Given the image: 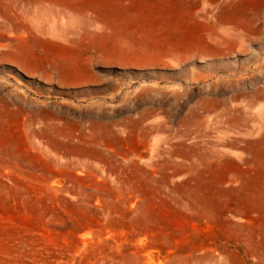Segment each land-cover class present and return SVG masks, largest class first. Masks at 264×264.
<instances>
[{
  "label": "rangeland",
  "instance_id": "rangeland-1",
  "mask_svg": "<svg viewBox=\"0 0 264 264\" xmlns=\"http://www.w3.org/2000/svg\"><path fill=\"white\" fill-rule=\"evenodd\" d=\"M0 1V264H264V0Z\"/></svg>",
  "mask_w": 264,
  "mask_h": 264
},
{
  "label": "bare ground",
  "instance_id": "bare-ground-1",
  "mask_svg": "<svg viewBox=\"0 0 264 264\" xmlns=\"http://www.w3.org/2000/svg\"><path fill=\"white\" fill-rule=\"evenodd\" d=\"M216 2H218V1H216ZM115 3L117 4L116 6H117L118 9H124V10L132 9V8H134L136 6L135 3H133V2L132 3H128L126 0H117V2L115 1ZM40 4L41 3H37L36 5H40ZM3 5H4V3H2L0 1V11H1V8H2ZM5 6L8 7V5H5ZM26 6H28V7L32 6V3H26ZM116 6L113 5V3L112 4L111 3L110 4H105V2L104 3H100L98 1L96 2V1H93V0H64V1H61V2H52V3H50L49 4V10H50L51 7H53V8L54 7H58V8H63V9L70 10V11H75V10H78V9H91V10H97V11H100V13L101 12L103 13V12H109L110 9H112V8H114ZM34 7L36 8L37 6L34 5ZM34 7H31V8H33L32 10H31V8L30 9L26 8V21H25L26 30L33 31V32L35 31V32H38L40 34H43L44 33V31H43L44 19L41 16H39L38 18H34V19H31L29 17V14H28L29 10H31V12L33 10L35 11ZM43 7H47V5H45V6L43 5ZM53 8H51V9H53ZM37 9H39V8L37 7ZM47 9L48 8H46L45 10H47ZM39 10H41V9H39ZM37 13H39V12H37ZM40 13H41V11H40ZM7 20L9 21V19H7ZM225 35H227L228 37H232V34H230V32L227 31V30L225 31ZM115 50H116V48H115Z\"/></svg>",
  "mask_w": 264,
  "mask_h": 264
}]
</instances>
